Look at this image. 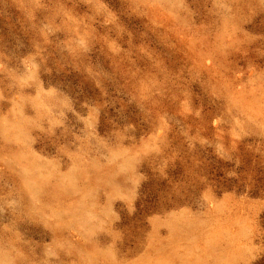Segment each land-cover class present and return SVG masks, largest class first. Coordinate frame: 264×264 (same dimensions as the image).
I'll list each match as a JSON object with an SVG mask.
<instances>
[{
	"label": "rangeland",
	"instance_id": "rangeland-1",
	"mask_svg": "<svg viewBox=\"0 0 264 264\" xmlns=\"http://www.w3.org/2000/svg\"><path fill=\"white\" fill-rule=\"evenodd\" d=\"M0 264H264V0H0Z\"/></svg>",
	"mask_w": 264,
	"mask_h": 264
}]
</instances>
